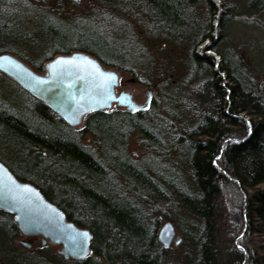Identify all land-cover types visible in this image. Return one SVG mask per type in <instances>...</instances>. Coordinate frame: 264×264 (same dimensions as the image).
I'll list each match as a JSON object with an SVG mask.
<instances>
[{"label": "trees", "instance_id": "1", "mask_svg": "<svg viewBox=\"0 0 264 264\" xmlns=\"http://www.w3.org/2000/svg\"><path fill=\"white\" fill-rule=\"evenodd\" d=\"M97 1L142 14L169 34L189 14L183 0ZM210 20L201 24L193 50L209 36ZM58 36H52L56 45L70 39ZM70 40L53 53L81 50L135 75L147 60L144 48L137 49L138 58L121 59L114 41ZM196 58L195 76H204L197 97L179 110L171 103L158 111L155 100L148 112H95L75 129L17 83L25 101L0 98V150L18 168L2 154L0 160L92 233L88 258L64 261L55 255L60 264H264V93L250 76L234 75L228 107L212 68ZM87 135L92 141H84ZM134 136L143 149L139 158L130 151ZM0 216L12 242L20 229L11 214ZM162 218L183 235L174 252L159 241ZM233 239L235 249L224 254L222 244Z\"/></svg>", "mask_w": 264, "mask_h": 264}, {"label": "rangeland", "instance_id": "2", "mask_svg": "<svg viewBox=\"0 0 264 264\" xmlns=\"http://www.w3.org/2000/svg\"><path fill=\"white\" fill-rule=\"evenodd\" d=\"M8 1L19 2L17 5H12V11L16 12L21 20H16L10 13L0 8V56L11 55L24 62L35 73L44 75L46 64L56 57L83 52L98 59L105 69L118 73L116 95L123 92L129 93L133 101L142 107L147 105L149 95L153 96L148 109L134 112L126 106L116 104L108 110L109 112H148L152 109L155 100L160 106L157 107L158 111L165 104L168 106L171 103L176 109H181L192 95L195 96H193L194 98L197 97V88L204 73L200 77L195 76L194 55L201 57V54H207L206 56L210 57L207 62L212 63L214 79L221 83L222 91L225 93L224 100L228 102V107L231 106L229 104L232 94L230 88L233 86L231 77L235 75L237 68L247 74L243 73L245 79L250 76L258 89L264 92V0H216L219 5L223 6L226 14L219 15V18H216L218 16L214 17L211 13L207 4V2L210 3V0H194L195 3L183 0V3L187 5L185 9L189 12L187 15L190 25L188 30L180 28L181 31H177L175 36L166 34L163 27L160 26L159 29L157 24L144 21L135 13L130 15L123 9L108 6L97 0H0V3L8 6ZM209 20L211 36L216 35L218 39L213 44L210 39H207L193 50V42L200 34L201 24L208 23ZM161 31L166 33L160 34ZM55 34L60 35L58 37L70 39L75 36H89L98 39L105 38L107 42L116 41L115 45L120 52L117 56L121 59H129L130 56L138 58L140 53H136V51L144 48L147 60L142 68L139 67L135 75L130 70L108 66L96 56L81 50L70 49L67 54L61 50L53 53V49L56 47L65 48L71 44V40L67 39L62 45L58 43L56 45L53 43L52 37ZM110 34H113L111 39L109 38ZM114 34L118 40H115ZM202 48L203 53L200 52ZM93 49L99 50L95 47ZM219 50L221 53L218 52ZM224 54H226L229 64H232L231 67L225 61ZM39 62L43 63L42 69L34 68L33 63L38 64ZM226 67H230L231 74L225 70ZM0 74L4 76L0 78V98L14 99L16 103L25 101V97L15 86V83L21 85L1 70ZM244 78L242 81L246 87L244 91H246L249 85ZM171 93H174L173 96ZM105 112L107 111L105 110ZM86 118L87 116L84 117L80 125L73 127L75 129L85 127ZM246 118L249 119L247 116ZM87 136L89 141H84H92V136ZM137 140V137H132L130 151L132 156L139 158L143 155V149ZM0 154L18 168L17 161L10 154H5L1 150ZM0 162L5 164L2 160ZM19 171L23 172L22 169ZM237 198L241 200L239 196ZM0 211L5 212L1 209ZM11 215L15 221L14 215ZM168 222L172 223L175 236L167 248H171L174 252L183 243V235L173 221L165 218H162L160 230ZM0 223H4L1 216ZM7 230L0 227V264H58L54 260L55 255L63 257L61 245L51 244L50 240L45 239L42 235H26L20 229V234L11 242ZM178 240L181 241L179 245H177ZM235 241L233 239L230 243L222 244L224 254H229L233 248L235 249ZM255 241L262 242V239L257 237ZM160 243L162 244V242ZM162 245L164 246V244ZM45 248L47 249L44 253L51 259L43 260L41 253ZM63 259L64 261L77 260L64 257Z\"/></svg>", "mask_w": 264, "mask_h": 264}, {"label": "water", "instance_id": "3", "mask_svg": "<svg viewBox=\"0 0 264 264\" xmlns=\"http://www.w3.org/2000/svg\"><path fill=\"white\" fill-rule=\"evenodd\" d=\"M0 70L72 126L80 125L90 113L110 109L113 102L136 112L148 109L153 98L150 94L147 105L142 107L129 93L116 95L118 73L105 69L98 59L83 52L56 57L46 64L44 75L35 73L24 62L6 54L0 56ZM0 209L14 215L24 234L42 235L51 244L61 245L67 259L85 258L90 251L89 230L69 222L62 210L52 205L39 188L17 179L2 162ZM174 236L175 229L168 222L158 237L168 247ZM180 243L178 240L177 245Z\"/></svg>", "mask_w": 264, "mask_h": 264}, {"label": "bare ground", "instance_id": "4", "mask_svg": "<svg viewBox=\"0 0 264 264\" xmlns=\"http://www.w3.org/2000/svg\"><path fill=\"white\" fill-rule=\"evenodd\" d=\"M188 2L189 3H195L194 2V0H188ZM210 3H208L207 2V4L209 5V9H210V11H211V13H213V15H214V17H216V16H218V17H216V18H219V15H226L225 14V11H224V8H222L223 6H221V5H219L218 4V2L216 1V0H210L209 1ZM17 3L19 4V2H17V1H14V2H10V1H8V6L6 5V4H4V3H0V8L3 10V11H5V12H8V13H10V15H12L13 16V18H15L16 20H18V19H20L21 20V18L19 17V16H17V14H16V12H14V11H12L13 10V6L12 5H17ZM4 5H6V6H4ZM186 4H184V8H186ZM226 8V7H225ZM228 10L230 9L229 7L227 8ZM12 11V12H11ZM213 11V12H212ZM210 13V14H211ZM230 14V13H229ZM142 15V14H141ZM141 15H138L139 17L141 16ZM212 15V16H213ZM204 17V16H203ZM189 19V18H188ZM188 19H187V17L184 19L185 21H183L182 22V24H183V29H187L188 30V26L190 25V23L188 24ZM19 20V21H20ZM3 22V21H2ZM60 25H62V23H60ZM158 28L160 27V26H157ZM217 27V26H216ZM160 29V28H159ZM158 29V30H159ZM214 32H216L215 30H214ZM163 33H166V32H160V34H163ZM120 34V33H119ZM166 34H169V33H166ZM111 35V34H110ZM109 35V36H110ZM115 35V34H114ZM170 35V34H169ZM212 35V33H211V31H210V33H209V36L205 39V40H207V39H210L211 40V42H212V44L213 43H215L216 42V40L218 39L217 37H216V35L215 36H211ZM170 36H175L174 34H171ZM215 37V38H214ZM110 39L111 38H113V34L111 35V37H109ZM115 40H118L117 38H116V35H115ZM204 40V41H205ZM203 41V42H204ZM115 42V44H116V41H114ZM210 42V43H211ZM109 43V42H108ZM198 45H196L195 46V48L197 47ZM203 48L201 49V53H203ZM207 54H201V57L200 56H198L197 55V58L199 59V62H203V64H204V66H210L211 67V65H212V63L210 64L209 62H207L208 60H209V58L210 57H207L206 56ZM204 57V58H203ZM225 70H227V69H225ZM228 71V73L229 74H231V71L230 70H227ZM242 74V76H243V73H242V71L240 72V69L239 68H237V69H235V76H239V75H241ZM221 88H223V87H221ZM262 93H264V92H262ZM116 104H118L117 102H113L112 103V106L110 107V108H112V107H114ZM109 110V109H108ZM108 110H106L107 112H109ZM54 111V110H53ZM132 111V110H131ZM57 114V113H56ZM89 115V114H88ZM88 115H86V116H88ZM70 125V124H69ZM71 127H73L72 125H70ZM74 128V127H73ZM246 140H248L249 139V136L248 137H246L245 138ZM9 170H10V168H8ZM11 171V170H10ZM12 172V171H11ZM13 173V172H12ZM14 174V173H13ZM15 175V174H14ZM16 176V175H15ZM17 179H19L18 177H16ZM20 180V179H19ZM40 190V189H39ZM41 191V190H40ZM42 192V191H41ZM42 194H43V196L47 199V197L44 195V193L42 192ZM48 200V199H47ZM48 201H50V200H48ZM51 202V201H50ZM52 203V205H54L56 208H58L59 210H62V212L66 215V213H65V211L58 205V204H56V203H54V202H51ZM66 218H67V220L70 222L71 220H69L68 219V217H67V215H66ZM72 222V221H71ZM74 223V222H73ZM75 224V223H74ZM76 225V224H75ZM77 226V225H76ZM19 227V226H18ZM82 229H87V228H82ZM87 230H89V229H87ZM89 232H90V234H91V244H92V233H91V231L89 230ZM62 247V246H61ZM61 253H62V250H61ZM91 253H92V248H91V246H90V251L88 252V255L85 257V258H82V259H79V260H83V259H86V258H88L89 257V254L91 255ZM45 255V254H44ZM62 255H63V257L65 258V256H64V254L62 253ZM43 257V260H45V259H50V258H47L48 256H42ZM66 259V258H65ZM68 259H70V258H68ZM54 260L56 261V259L54 258ZM58 264H60L58 261H56Z\"/></svg>", "mask_w": 264, "mask_h": 264}, {"label": "snow or ice", "instance_id": "5", "mask_svg": "<svg viewBox=\"0 0 264 264\" xmlns=\"http://www.w3.org/2000/svg\"><path fill=\"white\" fill-rule=\"evenodd\" d=\"M109 76H114V74H108Z\"/></svg>", "mask_w": 264, "mask_h": 264}, {"label": "flooded vegetation", "instance_id": "6", "mask_svg": "<svg viewBox=\"0 0 264 264\" xmlns=\"http://www.w3.org/2000/svg\"><path fill=\"white\" fill-rule=\"evenodd\" d=\"M34 237H36V236H34Z\"/></svg>", "mask_w": 264, "mask_h": 264}]
</instances>
